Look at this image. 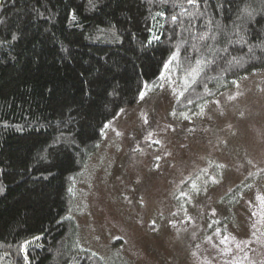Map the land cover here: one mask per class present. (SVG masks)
<instances>
[{
	"label": "trees",
	"instance_id": "trees-1",
	"mask_svg": "<svg viewBox=\"0 0 264 264\" xmlns=\"http://www.w3.org/2000/svg\"><path fill=\"white\" fill-rule=\"evenodd\" d=\"M173 53L197 111L264 72V0H0V264H103L75 246L74 178Z\"/></svg>",
	"mask_w": 264,
	"mask_h": 264
},
{
	"label": "rangeland",
	"instance_id": "rangeland-1",
	"mask_svg": "<svg viewBox=\"0 0 264 264\" xmlns=\"http://www.w3.org/2000/svg\"><path fill=\"white\" fill-rule=\"evenodd\" d=\"M185 83L165 68L74 178L75 246L103 264H264V72L197 111Z\"/></svg>",
	"mask_w": 264,
	"mask_h": 264
},
{
	"label": "snow or ice",
	"instance_id": "snow-or-ice-1",
	"mask_svg": "<svg viewBox=\"0 0 264 264\" xmlns=\"http://www.w3.org/2000/svg\"><path fill=\"white\" fill-rule=\"evenodd\" d=\"M195 2V0H188V3H190V4H193ZM246 11V10H245ZM173 20H175L176 19V17L175 16H173V18H172ZM15 38V37H14ZM213 39H215V37L213 36L212 37ZM200 39H206V37H204V36H201L200 37ZM242 39V38H241ZM176 53H173L172 54V57H171V59L169 60V62L168 63H166L165 64V68H168V66H169V63H171V60H173V59H175L176 58ZM189 75H191L192 77H193V82H195V77L197 76V75H199V71L197 70V69H193L192 70V72H190L189 73ZM141 96H143V93L141 94ZM193 187L195 188V185H193ZM262 203H264V200H262ZM227 237H224V239H222L221 240V243L223 244V243H225L226 241H227ZM237 247H239V246H237ZM226 251H230V249H226ZM245 259H247V257L245 256Z\"/></svg>",
	"mask_w": 264,
	"mask_h": 264
}]
</instances>
